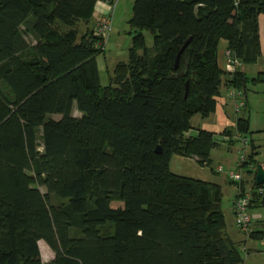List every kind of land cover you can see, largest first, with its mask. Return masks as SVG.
<instances>
[{
    "label": "trees",
    "instance_id": "16d2710c",
    "mask_svg": "<svg viewBox=\"0 0 264 264\" xmlns=\"http://www.w3.org/2000/svg\"><path fill=\"white\" fill-rule=\"evenodd\" d=\"M96 1L0 0V264H44L39 240L53 253L46 264H241L219 186L168 164H209L218 143L208 130L186 134L191 116L213 113L221 87L264 84V71L216 64L219 39L240 63L260 56L264 0H132L127 59L105 85L87 28ZM232 131L249 134L247 119L219 134ZM248 144L242 166L255 167ZM249 174V207L264 211V179Z\"/></svg>",
    "mask_w": 264,
    "mask_h": 264
},
{
    "label": "rangeland",
    "instance_id": "374dc122",
    "mask_svg": "<svg viewBox=\"0 0 264 264\" xmlns=\"http://www.w3.org/2000/svg\"><path fill=\"white\" fill-rule=\"evenodd\" d=\"M130 6L128 0H116L111 13V27L108 37L104 43L102 52L95 56V62L98 72V80L101 85L107 83V77L111 73V68L114 63L119 60L127 59V49L130 46V33L129 27L126 23L130 16ZM31 19V16H29ZM117 23V28H114V23ZM144 36V42L146 47L151 46V37L146 31H142ZM243 100L245 103V109L241 110V116L245 117L248 121L249 134L245 136L251 144L255 146L256 154L253 156L255 164L264 161V84L250 82L245 83V90L241 88ZM227 119L222 122L218 118L217 114H209L206 117H201L198 114L191 116L189 119L190 128L185 132L186 134H195L196 129H204L213 132V137L218 143L217 146L209 150L208 159L209 164L200 165L193 158L181 157L178 155H171L169 159V170L177 175L186 176L190 178L200 179L206 182L214 183L219 186L221 192L220 208L223 213H226L225 221H229L230 214L228 212L231 205V199L235 190V184L229 182L224 174L225 170L236 169L235 163L239 157L241 146L239 142L233 139L234 132L229 135L228 142L219 134L222 127L232 129V121L235 118L234 112L231 109L228 110ZM239 112V113H240ZM72 113L78 116L79 113L73 109ZM238 113V114H239ZM53 119H58L59 114H49ZM224 118V117H222ZM249 150V144L247 143L241 152L246 154ZM220 166L222 172L217 173L215 167ZM238 170V168H237ZM243 186L246 188L249 182L250 174L245 166L239 169ZM43 190L42 187H40ZM64 201V199H59ZM121 204L119 201L110 202V206L114 207ZM252 213V212H251ZM264 213V212H263ZM236 238H241V244L238 246V252L242 260L241 264H264L263 254V238H250L243 234H237ZM39 249V256L42 263L46 264L53 257L52 251L41 240L37 242ZM254 247L258 251L252 250L251 253L258 254L252 259H244L246 255V248ZM256 247V248H255Z\"/></svg>",
    "mask_w": 264,
    "mask_h": 264
},
{
    "label": "built area",
    "instance_id": "2783aa9c",
    "mask_svg": "<svg viewBox=\"0 0 264 264\" xmlns=\"http://www.w3.org/2000/svg\"><path fill=\"white\" fill-rule=\"evenodd\" d=\"M109 11L106 14L98 16L91 27V33L94 37L98 38L97 46L103 49L104 43L108 37L110 27H111V13L113 10L114 2L108 1ZM240 62L231 54L230 51L226 50L224 53V65L223 71L231 75L235 70H238ZM225 97L231 105L232 111L238 114L244 107V100L242 96V91L240 88L233 86L226 87ZM233 138L237 140L241 146V151L243 147L248 143V139L245 135L234 133ZM239 152V157L235 163L236 169L225 170V176L229 182L235 184V190L233 197L231 199V210L233 214L234 226L243 235L248 236L252 230V222L259 218L256 213H251L249 211V203L251 198L252 190L250 188H241L240 182L242 181V175L239 169L242 166V162L245 160V155L243 152ZM248 172H254L255 167L252 164H247L245 166ZM238 168V170H237ZM216 172H222L220 166L215 167ZM257 194L262 192L261 188L255 189Z\"/></svg>",
    "mask_w": 264,
    "mask_h": 264
},
{
    "label": "crops",
    "instance_id": "0c3cea01",
    "mask_svg": "<svg viewBox=\"0 0 264 264\" xmlns=\"http://www.w3.org/2000/svg\"><path fill=\"white\" fill-rule=\"evenodd\" d=\"M108 1L109 2L112 1L114 3L116 2V0H99V1H96L94 3L92 17H91L90 22L87 25V28L89 30L91 29L94 20L98 16L106 14L109 11ZM128 1L130 4L132 3V0H128ZM130 8H131V6H130ZM256 21H257V33H258V43H259L260 56L253 63H247V64L240 63V66L238 67V71L240 73L244 74L245 76H253L254 74H256L258 72L264 71V14H258ZM114 28L115 29L117 28L116 22L114 23ZM226 50H227L226 40L219 39L217 44H216V64H217L218 68L221 70H223L224 53ZM125 61L119 60L117 62H125ZM225 92H226V88L221 87L219 97H218L219 101L216 105L214 112L212 113V114H217L218 118L221 119L222 122H224L225 119L228 120V118H227V114L229 113L228 110L231 109V105L228 102L227 98L225 97ZM73 109L74 108H72V110H71V114L73 116H75L72 113ZM243 109H245V103H244V107L242 108V110ZM231 111H232V109H231ZM236 115L237 116L241 115V112L239 114H236ZM236 115L234 114V117H236ZM222 117H224V118H222ZM234 119H233V121H234ZM233 121H232V124H233ZM222 129H224V127H222ZM222 129H221V131H222ZM221 137H223L224 140L226 139V141H228V142L232 141L231 139H229V137L227 135H223V136L221 135ZM249 187H250V180H249L246 188H249ZM249 211L259 215V218L257 220H255L254 222H252V229L259 231L262 238L264 239V213H263L264 211L259 207H249ZM228 212L230 214L229 221H227V220L225 221L226 213H223L224 214V221H225V232L234 242H238V244L240 245L241 244V238H236V235L237 234L240 235L241 233L234 226V220H233L231 205L229 207ZM261 242L264 244V240ZM252 250L258 251L257 249H254V247H251V248L247 247L245 249L246 255H245L244 259L248 260V258H250L253 260V258L258 254V252H256L255 254H252L251 253Z\"/></svg>",
    "mask_w": 264,
    "mask_h": 264
},
{
    "label": "water",
    "instance_id": "95a60500",
    "mask_svg": "<svg viewBox=\"0 0 264 264\" xmlns=\"http://www.w3.org/2000/svg\"><path fill=\"white\" fill-rule=\"evenodd\" d=\"M187 41H188V39L183 43L182 47L178 50V52H177V54L175 56V60H174V65H173L174 67H176L177 57H178L181 49L187 43ZM186 89H187V82L184 83V95H183L184 98L186 96ZM154 152L155 153H159L160 152L159 146H156L154 148ZM263 179H264V171H263V168H262V166H261L260 163H257L256 166H255V171H254V176H253V184L255 186H258V185L262 184Z\"/></svg>",
    "mask_w": 264,
    "mask_h": 264
}]
</instances>
